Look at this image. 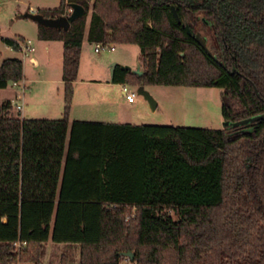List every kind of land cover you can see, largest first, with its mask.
Wrapping results in <instances>:
<instances>
[{
	"label": "trees",
	"instance_id": "trees-1",
	"mask_svg": "<svg viewBox=\"0 0 264 264\" xmlns=\"http://www.w3.org/2000/svg\"><path fill=\"white\" fill-rule=\"evenodd\" d=\"M71 4L85 14L67 31L38 25L40 40L62 43V118L0 104V264H39L48 242L78 245L79 264L126 252L134 264H264V119L221 130L69 121L84 42L138 47L142 75L116 66L113 84L218 88L223 123L263 115L264 0H61L37 14L68 17ZM22 80L20 60L1 62L0 90Z\"/></svg>",
	"mask_w": 264,
	"mask_h": 264
},
{
	"label": "rangeland",
	"instance_id": "rangeland-1",
	"mask_svg": "<svg viewBox=\"0 0 264 264\" xmlns=\"http://www.w3.org/2000/svg\"><path fill=\"white\" fill-rule=\"evenodd\" d=\"M61 0H0V38L13 39L16 42L31 41L36 48L34 67L28 59L15 49L4 45L0 40V64L5 59H18L23 65L25 91L23 99L17 100L21 88L9 85L0 91V104L12 100V104L23 106V111H13L21 118L37 120H59L62 118L65 104V88L62 81V43H53L55 50L48 56L44 52V43L38 37V25L22 18L26 13L55 10ZM69 14L71 10L68 11ZM203 31V30H202ZM209 39L203 32L199 33ZM113 51L94 52V46L84 42L78 77L74 85V102L71 110L74 121H93L113 124L174 126L207 130L223 129L221 117L222 90L218 88H189L144 86L157 103L151 111L149 104L139 95V87L125 84L136 95L129 104L122 95V85L111 84V65L121 69L137 68L139 49L136 46L112 45ZM132 217L134 210L131 211ZM127 220V219H126ZM125 220V221H126ZM78 245L53 244L45 246L39 264H79ZM134 258V256H133ZM20 264V263H16ZM121 264H134L123 257Z\"/></svg>",
	"mask_w": 264,
	"mask_h": 264
},
{
	"label": "water",
	"instance_id": "water-1",
	"mask_svg": "<svg viewBox=\"0 0 264 264\" xmlns=\"http://www.w3.org/2000/svg\"><path fill=\"white\" fill-rule=\"evenodd\" d=\"M69 8L71 10V13L69 14L68 17H59L56 19H45L39 14L26 13L22 16V18L33 21L37 25H40L44 28L62 29L64 31H67L69 29V26L71 23H73L79 19H82L84 17V14H85V10L79 5L71 4V5H69ZM173 14H174L175 19L179 22L178 16L174 10H173ZM186 30L190 34L188 27H186ZM193 37H194L195 41L197 42V44L207 53V55L209 57H211L213 60L217 61L216 58L212 55V53L209 51V49L206 45V39L201 37L199 33L194 34ZM115 67H116V64L111 65V79H112L113 71H114ZM223 67L226 68L224 65H223ZM122 69L129 71V72H131L135 75H138V76L142 75V72L140 71L139 65H137V68L134 71H132L129 67H122ZM234 71L235 70H232L230 73L232 74ZM139 95L142 96L145 99V101H147L151 111L154 112L156 110L157 103L147 92H145L143 90V86L139 87ZM263 119H264V114L257 116V117L249 118V119H246L243 121H239V122H236L233 124L224 123L223 128H226L229 126H231V127L245 126L249 123L257 122V121H260ZM122 256L128 258L130 261H133L134 255L131 252L123 253Z\"/></svg>",
	"mask_w": 264,
	"mask_h": 264
},
{
	"label": "built area",
	"instance_id": "built-area-1",
	"mask_svg": "<svg viewBox=\"0 0 264 264\" xmlns=\"http://www.w3.org/2000/svg\"><path fill=\"white\" fill-rule=\"evenodd\" d=\"M17 45H18L17 51L22 55V58L28 59V61L32 60L31 55L34 53L35 50L31 42L30 41L18 42ZM113 50H114L113 46H105L102 44L94 45L95 53H100V52H105V51L108 52V51H113ZM11 87L15 89L21 88L20 95L16 96V99L17 100L23 99V95L25 91L24 81L22 80L21 82H13L11 83ZM122 95L125 101L129 104L133 103L136 98V95L130 92L126 86H122ZM15 110L18 112H22L23 106L16 103ZM22 246H23L22 244H18L17 250H20Z\"/></svg>",
	"mask_w": 264,
	"mask_h": 264
},
{
	"label": "crops",
	"instance_id": "crops-1",
	"mask_svg": "<svg viewBox=\"0 0 264 264\" xmlns=\"http://www.w3.org/2000/svg\"><path fill=\"white\" fill-rule=\"evenodd\" d=\"M1 39H3V38H0V40ZM9 40H13V39H9ZM24 41V40H23ZM1 42H2V40H1ZM31 42V41H30ZM43 43H44V52L47 54V56L51 53V52H53L54 50H55V48L56 47H54V45H53V43H59V42H48V41H42ZM3 43V42H2ZM61 43V42H60ZM4 44V43H3ZM31 44H32V42H31ZM5 45V44H4ZM32 46H33V48H34V53L31 55V58H32V60H30L29 62L34 66V67H36V66H38V64H39V62H38V60L35 58V53H36V48L34 47V45L32 44ZM94 46V45H93ZM8 47V46H7ZM83 47V46H82ZM10 48V47H9ZM81 54H82V52H81ZM81 60V59H80ZM23 79H24V77H23ZM24 81V80H23ZM76 82V81H75ZM75 82L73 83V86L75 85ZM111 84H113V83H111ZM113 85H116V84H113ZM26 89V88H25ZM1 91V90H0ZM8 101H11L12 102V100H8ZM73 102H74V93H73V98H72V102H71V110H72V107H73ZM71 110H70V114H69V121L70 122H72V121H74V120H71V118H72V114H71ZM62 116H63V113H62Z\"/></svg>",
	"mask_w": 264,
	"mask_h": 264
}]
</instances>
